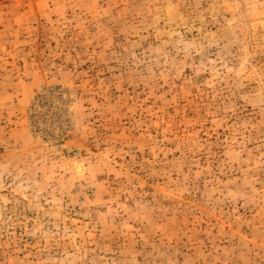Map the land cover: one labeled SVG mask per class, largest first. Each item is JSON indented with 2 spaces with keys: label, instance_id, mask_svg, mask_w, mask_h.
<instances>
[{
  "label": "rangeland",
  "instance_id": "rangeland-1",
  "mask_svg": "<svg viewBox=\"0 0 264 264\" xmlns=\"http://www.w3.org/2000/svg\"><path fill=\"white\" fill-rule=\"evenodd\" d=\"M0 264H264V0H0Z\"/></svg>",
  "mask_w": 264,
  "mask_h": 264
},
{
  "label": "bare ground",
  "instance_id": "bare-ground-1",
  "mask_svg": "<svg viewBox=\"0 0 264 264\" xmlns=\"http://www.w3.org/2000/svg\"><path fill=\"white\" fill-rule=\"evenodd\" d=\"M77 171H79V172L82 171V167H78Z\"/></svg>",
  "mask_w": 264,
  "mask_h": 264
}]
</instances>
